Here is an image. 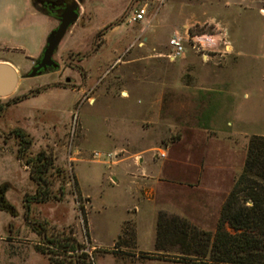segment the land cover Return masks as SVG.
Listing matches in <instances>:
<instances>
[{
	"label": "rangeland",
	"instance_id": "1",
	"mask_svg": "<svg viewBox=\"0 0 264 264\" xmlns=\"http://www.w3.org/2000/svg\"><path fill=\"white\" fill-rule=\"evenodd\" d=\"M80 1L81 20L70 27L56 56L60 71L35 78H24L30 69L19 73L16 90L0 97V185H11L7 199L19 212L20 250L35 248L5 252L1 264H51L50 257L36 249L45 246L44 238L73 239L84 246L79 252L88 254V264H134L123 263L119 256L99 262L116 252L144 255L165 248L181 255L188 251L186 245H166L176 232L174 213L195 203L192 222L187 221L214 236L220 208L213 204L223 202V193L230 195L244 168L250 139L264 137V0H137L132 14L111 30L133 0ZM97 4L115 14L109 22L96 19L92 8ZM141 9L147 10L144 21L131 22ZM147 24L153 29L141 35ZM104 30L99 50L80 64L87 74L86 88L61 86L66 77L80 83L61 56L86 54L94 35ZM187 30L192 36L213 38L216 45L199 52L187 44L184 58L170 61L171 37ZM145 36H151L146 45ZM203 91L211 97L199 95ZM17 131L30 142L27 149ZM161 151L168 153L162 184L173 182L175 187L171 196L159 192L153 214L154 208L142 203V197L133 198L131 183L144 184L140 158L146 157V167L155 175L163 160L158 157ZM109 153L116 157L109 159ZM42 154L50 166L46 183L39 186L26 161ZM45 163L43 159L33 164ZM39 190L47 191L46 202L31 199ZM132 205L138 213L132 208L127 214ZM161 213L170 216L163 225ZM127 223L134 227L129 246ZM90 231L113 246L99 248ZM74 256L60 253L52 258L76 264Z\"/></svg>",
	"mask_w": 264,
	"mask_h": 264
},
{
	"label": "trees",
	"instance_id": "2",
	"mask_svg": "<svg viewBox=\"0 0 264 264\" xmlns=\"http://www.w3.org/2000/svg\"><path fill=\"white\" fill-rule=\"evenodd\" d=\"M16 133L22 139L21 146H23V149H27L30 142L24 139L22 132L17 131ZM22 158V154L19 155V159ZM43 159L46 160L43 166H34V162H41ZM26 166L33 167L32 176L39 186L46 183L45 175L48 173L50 160L44 158L43 154L39 155L36 161L27 160ZM10 188L9 183L0 185V210L16 218L19 216V212L7 199ZM31 199L43 203L49 199V196L47 191L39 190L36 196ZM27 203L29 204L30 200H27ZM159 217V222L163 225L170 216L161 213ZM171 220L176 222V232L172 234V239L166 245L181 244L189 248L187 252H182L181 255L177 254L180 262L194 264H264V137L253 136L250 139L244 168L223 205L214 236L195 228L186 219L179 216L173 217ZM27 221H30L28 217ZM129 225L127 223L124 228L126 245L131 242L134 236V227ZM226 225L231 231L226 228ZM34 231H37L35 227ZM43 244L44 247L38 246L36 249L38 252L48 255L51 264H66V259L65 261H59L52 258V255L60 253H73L76 257V264H88L86 261L88 254L79 252L84 246L73 239L44 238ZM166 250L164 248L161 251L165 252ZM116 253L115 255L119 257L132 256V252L127 254ZM67 263L73 264L74 262L67 261Z\"/></svg>",
	"mask_w": 264,
	"mask_h": 264
},
{
	"label": "crops",
	"instance_id": "3",
	"mask_svg": "<svg viewBox=\"0 0 264 264\" xmlns=\"http://www.w3.org/2000/svg\"><path fill=\"white\" fill-rule=\"evenodd\" d=\"M94 1V0H92ZM96 1V0H95ZM104 5L108 8H111L108 4L104 3ZM83 9V8H82ZM104 8L100 7V5H95L92 10L97 20H99L100 23H107L109 22L115 14H110V12L102 10ZM0 11L1 14L4 17V25L0 28V63H6L13 66L15 69L18 70L19 73H23L28 71L32 68L33 64L42 56L43 52L45 51L47 47V39L51 32L55 30L58 27V21L57 19L50 13L45 12L40 8V6L37 3V0H0ZM29 18L33 22L26 24L24 21ZM144 21V20H143ZM187 25H184L183 28H186ZM152 28L151 25L147 24L145 26V30L141 33V35H149V31ZM153 29V28H152ZM154 34L156 35V31L153 30ZM188 32V30H187ZM151 38V36H150ZM149 36H145L143 39V42L146 44L149 43L150 40ZM205 60V58H203ZM199 95H206L211 97V94L207 93L205 91L200 92ZM216 102V101H214ZM217 103V102H216ZM209 107L213 106V100L210 99L209 101ZM135 156V155H134ZM168 157V153H167ZM167 157L163 160L158 161L159 167L156 168L155 177L154 171L152 176L150 175V171L148 170V167H146V157L140 158L141 164V172L143 173L144 177V184H135L134 182L131 183V195L133 198L142 197L143 201L142 203H148L151 205L154 211L157 212V208L159 206V192L164 191L167 193L168 196H171V193L174 192L172 187H175V184L173 182L169 183L167 186L163 185V181L160 177L164 175V167H165V161ZM168 161V159H167ZM158 164H155L156 166ZM77 180L79 182V179L77 177ZM113 180L117 184L119 182V179L117 175L113 174ZM155 181V184H148L145 182L149 181ZM170 181V180H169ZM80 185V184H79ZM221 192H219L220 194ZM148 194H151L152 197L149 199L147 197ZM223 202L224 199H227L228 193H223ZM218 202V201H217ZM223 202L219 201V204H213L215 208L220 209L217 210V221L220 219L221 210L223 208ZM170 204L168 205V207ZM195 203H187L186 204V211L180 212L178 209L176 211L177 216L183 217L184 219L192 222V217L194 212H192V209H195L196 207ZM199 207V206H198ZM134 208L135 212L138 213V209L135 205V207L129 206L127 208V214H129ZM160 208V207H159ZM207 207L205 205L201 206V209L205 210ZM207 210V209H206ZM5 211L0 210V264L2 262V258L5 254V252H31L35 248H32V250H29L28 245L25 246V249H22L24 251L20 250V243H19V237H18V217H12L10 214L6 216ZM152 216V214H151ZM154 216V215H153ZM138 228V225H137ZM91 234V240L93 244H96L99 248H110L113 245H107L96 239L92 232ZM129 253V252H124ZM172 252H150L146 253L144 255H137L134 253H130L132 256H122L120 257L123 260V263L132 262L134 264L142 263V264H194V263H183L179 261V258L177 260H170L168 256L175 257L178 255L171 254ZM118 255L115 254H107L105 257H101L99 259V262L101 259L106 257H117ZM163 256H167L164 257Z\"/></svg>",
	"mask_w": 264,
	"mask_h": 264
},
{
	"label": "flooded vegetation",
	"instance_id": "4",
	"mask_svg": "<svg viewBox=\"0 0 264 264\" xmlns=\"http://www.w3.org/2000/svg\"><path fill=\"white\" fill-rule=\"evenodd\" d=\"M75 2L77 4H79V7L76 10L77 14L79 15V19L77 21V23H78L81 20V6H82V4H81L80 0H75ZM136 2H137V0H133L130 3L128 9L126 10V14H124V16H122V18L120 20H118L117 23L112 24V25H116L114 28L121 26L122 23L132 14ZM37 3L42 10L47 11V13L52 14L57 19L58 26L61 22V19L64 16L68 15L69 10L73 7H76V3H74V0H37ZM77 23L74 25H77ZM105 31L106 30H104L101 33L94 35V37L92 39L91 49L86 54H81L80 52H77V53H65L61 56V59L65 63L66 69L77 73L79 76V79H80V83L78 84V83L74 82L71 78L66 77V84L61 85V86L66 87V88H70L71 90H82V89L86 88L88 78H87V74H86L85 70L80 66V64L83 61L88 60L90 57L94 56V54H96V52L100 48L99 47V40L106 34L107 31L106 32ZM57 54H58V51L55 53L54 58H53L54 62H55L54 66L48 67L46 69H41L39 71V75L37 77H40L42 75L49 74V73H56V72L60 71L61 66L58 63V60H56ZM42 58H43V54L33 64L32 68L30 69L28 74L26 76H24V78H29V75L32 73L33 69H35L36 67H38L41 64ZM68 80H70V81H68ZM94 89L95 88L90 89V92H93ZM30 94H35V91H32Z\"/></svg>",
	"mask_w": 264,
	"mask_h": 264
},
{
	"label": "water",
	"instance_id": "5",
	"mask_svg": "<svg viewBox=\"0 0 264 264\" xmlns=\"http://www.w3.org/2000/svg\"><path fill=\"white\" fill-rule=\"evenodd\" d=\"M74 3H76L75 0ZM78 7L79 4L76 3V7L71 8L68 15L61 19L58 28L51 32L47 39V47L43 53L41 64L33 69L32 73L29 75V78L37 77L41 69L54 66L55 62L53 58L55 53L59 50V47L67 35L70 27L76 24L79 19V15L76 11ZM115 26L116 25L110 26L108 30L113 29ZM19 80L20 74L17 69H15L10 64L0 63V97L9 96L12 94L18 86ZM32 95L33 94H30L29 97Z\"/></svg>",
	"mask_w": 264,
	"mask_h": 264
},
{
	"label": "built area",
	"instance_id": "6",
	"mask_svg": "<svg viewBox=\"0 0 264 264\" xmlns=\"http://www.w3.org/2000/svg\"><path fill=\"white\" fill-rule=\"evenodd\" d=\"M146 9H141L135 11L134 14L130 17V21L133 23L142 22L146 16ZM193 45V49L199 52L205 51L209 49V47H213L216 45V41L213 38H205V36H192L189 32L186 34H181L180 32H175L169 41L170 54L168 55V59L172 62H175L181 58H184L186 54V45ZM204 57L209 58L208 55L203 54ZM95 156H102L100 153H96ZM109 159H113L116 157L114 154H107ZM160 159H165L167 157L166 151H161L158 154Z\"/></svg>",
	"mask_w": 264,
	"mask_h": 264
}]
</instances>
